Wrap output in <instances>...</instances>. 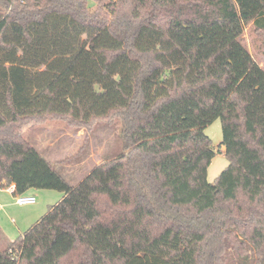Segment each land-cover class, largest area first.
Returning <instances> with one entry per match:
<instances>
[{
    "label": "trees",
    "instance_id": "16d2710c",
    "mask_svg": "<svg viewBox=\"0 0 264 264\" xmlns=\"http://www.w3.org/2000/svg\"><path fill=\"white\" fill-rule=\"evenodd\" d=\"M93 7V8H92ZM264 0H0V188L61 192L0 264H264ZM120 121L75 184L24 128ZM228 165L214 179L206 126Z\"/></svg>",
    "mask_w": 264,
    "mask_h": 264
},
{
    "label": "rangeland",
    "instance_id": "374dc122",
    "mask_svg": "<svg viewBox=\"0 0 264 264\" xmlns=\"http://www.w3.org/2000/svg\"><path fill=\"white\" fill-rule=\"evenodd\" d=\"M239 39L264 70V36L257 32L253 24L248 23ZM24 130L32 144L71 184L81 180L96 164L116 157L122 151L118 119L96 121L89 127L81 128L61 119H52L26 126ZM204 133L210 138L215 152L207 169V180L213 182L228 165V160L220 151V119L206 126Z\"/></svg>",
    "mask_w": 264,
    "mask_h": 264
},
{
    "label": "crops",
    "instance_id": "0c3cea01",
    "mask_svg": "<svg viewBox=\"0 0 264 264\" xmlns=\"http://www.w3.org/2000/svg\"><path fill=\"white\" fill-rule=\"evenodd\" d=\"M14 190V184L0 188V232L6 240L17 238L43 216L51 205L57 203L63 195L55 190L31 188L23 194L34 196L36 202L19 205L15 202L17 193H14Z\"/></svg>",
    "mask_w": 264,
    "mask_h": 264
},
{
    "label": "built area",
    "instance_id": "2783aa9c",
    "mask_svg": "<svg viewBox=\"0 0 264 264\" xmlns=\"http://www.w3.org/2000/svg\"><path fill=\"white\" fill-rule=\"evenodd\" d=\"M15 202L19 205H29L36 202V198L31 195L26 194H16L15 195Z\"/></svg>",
    "mask_w": 264,
    "mask_h": 264
}]
</instances>
